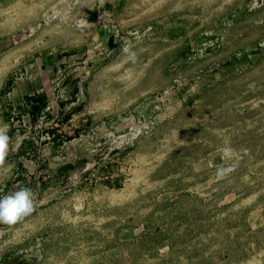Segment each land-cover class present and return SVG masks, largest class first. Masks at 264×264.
<instances>
[{"label":"rangeland","instance_id":"rangeland-1","mask_svg":"<svg viewBox=\"0 0 264 264\" xmlns=\"http://www.w3.org/2000/svg\"><path fill=\"white\" fill-rule=\"evenodd\" d=\"M0 264H264V0H0Z\"/></svg>","mask_w":264,"mask_h":264},{"label":"clouds","instance_id":"clouds-1","mask_svg":"<svg viewBox=\"0 0 264 264\" xmlns=\"http://www.w3.org/2000/svg\"><path fill=\"white\" fill-rule=\"evenodd\" d=\"M8 133V125L0 123V161L7 156L11 145ZM34 196V192L28 187L0 195V223L14 224L32 214L35 207Z\"/></svg>","mask_w":264,"mask_h":264}]
</instances>
